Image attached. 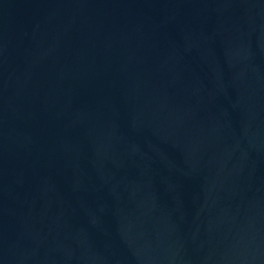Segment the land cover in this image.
Returning a JSON list of instances; mask_svg holds the SVG:
<instances>
[{
  "label": "water",
  "instance_id": "95a60500",
  "mask_svg": "<svg viewBox=\"0 0 264 264\" xmlns=\"http://www.w3.org/2000/svg\"><path fill=\"white\" fill-rule=\"evenodd\" d=\"M0 264H264V0H0Z\"/></svg>",
  "mask_w": 264,
  "mask_h": 264
}]
</instances>
